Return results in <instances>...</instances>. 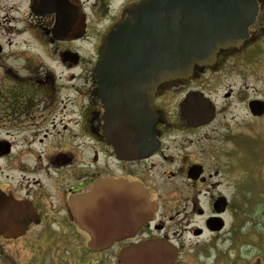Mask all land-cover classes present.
Masks as SVG:
<instances>
[{"label":"flooded vegetation","instance_id":"flooded-vegetation-1","mask_svg":"<svg viewBox=\"0 0 264 264\" xmlns=\"http://www.w3.org/2000/svg\"><path fill=\"white\" fill-rule=\"evenodd\" d=\"M24 1V25L9 31L27 39L0 42V264H141L152 242L176 252L164 264H183L186 242L199 251L236 238L264 168V0H252L239 43L158 83L147 117L113 114L94 71L99 46L141 0H78L84 27L67 39ZM98 184L108 186L98 205L81 206ZM122 186L146 192L142 220Z\"/></svg>","mask_w":264,"mask_h":264},{"label":"water","instance_id":"water-1","mask_svg":"<svg viewBox=\"0 0 264 264\" xmlns=\"http://www.w3.org/2000/svg\"><path fill=\"white\" fill-rule=\"evenodd\" d=\"M30 9L35 15L55 14L51 31L55 38H77L82 34L84 22L77 0H30ZM254 15L252 0H141L98 49L94 71L99 97L113 114L141 113L147 117L148 97L158 83L186 78L195 62L210 63L219 47L239 43ZM105 187L96 185L92 194L81 198L80 205H98L97 197ZM122 191L136 194L139 220L152 211L153 204L143 188L124 186ZM149 244L152 255L140 256L141 264H164L176 254L160 242L144 244L147 246L143 251Z\"/></svg>","mask_w":264,"mask_h":264},{"label":"rangeland","instance_id":"rangeland-1","mask_svg":"<svg viewBox=\"0 0 264 264\" xmlns=\"http://www.w3.org/2000/svg\"><path fill=\"white\" fill-rule=\"evenodd\" d=\"M15 6L19 10L15 11ZM26 17L24 0H0V42L5 46L9 43L16 46L14 42L26 40L28 33H20L15 39V34H10L9 31V28L14 26L20 30ZM7 51L12 50L7 49ZM239 170H242L240 166ZM250 190L251 194H254L256 205L238 210L236 238L231 241L217 240L213 245L201 248L199 251L192 249L193 242L191 246L186 242L185 245L189 248L184 250L180 258L183 264H264V168L262 166L254 173Z\"/></svg>","mask_w":264,"mask_h":264}]
</instances>
